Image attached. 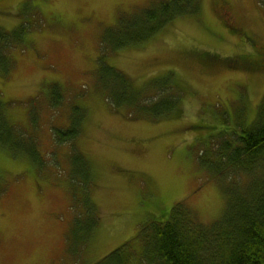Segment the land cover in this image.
<instances>
[{
    "label": "rangeland",
    "instance_id": "374dc122",
    "mask_svg": "<svg viewBox=\"0 0 264 264\" xmlns=\"http://www.w3.org/2000/svg\"><path fill=\"white\" fill-rule=\"evenodd\" d=\"M151 1L0 0V28L23 31L9 51L13 66L0 77V96L10 123L42 157L12 156L0 144V264H96L126 242L138 249V229L179 202L202 224L221 217L222 181L201 166V155L251 123L264 95V69L248 73L238 64L258 51L224 23L264 45V0H200L196 16L174 19L147 42L115 52L98 45L121 12ZM204 51L234 57L239 69L201 66ZM107 66L140 93H155L169 75L180 92L176 111L151 120L112 110L99 83ZM54 86L63 93L57 108L48 100ZM73 105L85 112L80 135L56 145L49 130L68 125ZM80 155L90 168L86 187L76 169ZM87 226L94 228L80 241Z\"/></svg>",
    "mask_w": 264,
    "mask_h": 264
},
{
    "label": "trees",
    "instance_id": "16d2710c",
    "mask_svg": "<svg viewBox=\"0 0 264 264\" xmlns=\"http://www.w3.org/2000/svg\"><path fill=\"white\" fill-rule=\"evenodd\" d=\"M199 2L200 0H153L136 11L121 12L116 23L106 27L101 33L98 45L105 52H115L147 42L174 19L196 16L200 10ZM22 34V29L6 31L0 28L2 78L13 66L9 51L22 42ZM244 34L238 35L243 37ZM201 53V60L196 62L209 69L216 63L226 69L238 70L240 67L239 70L244 71L242 68H245L248 73L251 72L249 69H264L263 59L261 67L255 69L247 66L249 58L246 56L238 60V67L234 57L223 60L218 55L205 51ZM197 54L193 55L194 58H197ZM104 69L106 70L99 78V83L100 87L103 84L105 100L112 110L127 108L128 117H146L151 120L167 117L176 111L180 92L177 87L168 84L169 75L162 77L164 79L160 81L161 85L155 93L150 94L134 90L126 75H122L119 70L109 66ZM153 85L154 82L148 87L152 92ZM62 97V91L54 86L48 99L52 108L60 106ZM7 105L0 96V144L7 146L12 156L27 155L32 161L42 162L36 143L24 138L19 133L18 126L10 123L5 112ZM70 109L68 125L49 130L56 145L73 143L80 135L85 118L84 109L78 105H73ZM30 119L32 121L31 116ZM239 126L237 134L231 133L229 139L225 136L217 143L212 142L214 147L211 143L208 144L210 146L205 150L206 154L201 155L202 159L206 157L201 166L212 178L222 181L225 206L219 220L211 225L202 224L183 202L176 203L165 215L149 219L138 229L136 239L140 250L130 248L129 242H126L96 264H264V95L253 121ZM235 128L237 129L236 126ZM13 150L19 153H14ZM79 162L81 164H76L81 180L79 183L86 187L89 185L86 182L89 164L81 155ZM83 202L85 212L94 216V205L87 199ZM93 228L87 226L79 229L78 239L87 241V234ZM83 230L88 232L81 235Z\"/></svg>",
    "mask_w": 264,
    "mask_h": 264
},
{
    "label": "flooded vegetation",
    "instance_id": "af4514ba",
    "mask_svg": "<svg viewBox=\"0 0 264 264\" xmlns=\"http://www.w3.org/2000/svg\"><path fill=\"white\" fill-rule=\"evenodd\" d=\"M216 2H217V4L218 3H226V2H220V0H216ZM225 5V4H224ZM223 7V6H222ZM224 8V7H223ZM227 9V11H229L230 12V9L229 8H226ZM234 22V21H233ZM225 24V23H224ZM230 26L232 25V23L231 22H229L228 23ZM235 24V25H234ZM234 24L232 25V26H236V28H238V29H240V27L234 22ZM241 31H242V29H241ZM243 32V31H242ZM245 33V34H244ZM236 34H244L243 35V38H247L248 40H249V42L254 46L253 48L254 49H256L257 51H258V53H259V56L258 55H256V57H255V59H247L248 61L246 62L247 63V66L249 67V68H251L252 66L255 68V69H257V68H260L261 67V59H263L264 60V52H263V50L261 49V48H257L256 46L258 45V43H259V41H258V38L257 37H255V35H253V34H251V33H248V32H243V33H241V32H239V31H237L236 32ZM257 59H260V61L258 62L257 61ZM251 72H254V71H256V70H251V69H249Z\"/></svg>",
    "mask_w": 264,
    "mask_h": 264
}]
</instances>
